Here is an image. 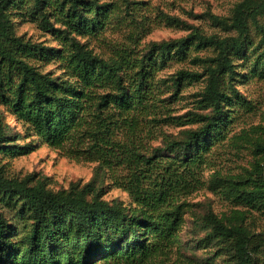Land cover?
Wrapping results in <instances>:
<instances>
[{
	"label": "trees",
	"instance_id": "obj_1",
	"mask_svg": "<svg viewBox=\"0 0 264 264\" xmlns=\"http://www.w3.org/2000/svg\"><path fill=\"white\" fill-rule=\"evenodd\" d=\"M16 1L0 0V103L48 145L63 149L68 157L98 164L89 182L52 189L46 177L10 174L0 161V264H165L179 240L186 204L182 198L203 185L199 167L204 153L229 119L232 91L225 84L234 74V59L251 44L252 25L264 45V26L258 21L264 15V0H240L226 19L209 15L233 34L192 32L153 40L131 58L125 48L118 57L105 58L80 38L103 25L109 3L31 0L40 25L66 45L59 54L61 75L40 70L29 60L49 59L55 48L16 34L8 9ZM167 20L184 24L175 16ZM205 48L214 52L208 60L198 52L191 54ZM260 55L264 72V50ZM173 58L212 63L205 68L202 110L158 118L150 109L158 102L157 83L162 81L172 96L204 74L181 67L156 81L159 68ZM231 88L234 97H243ZM149 115L151 121L186 127L176 134L164 133L161 143L149 148L143 141L151 132L145 130L149 126L144 117ZM16 135L0 119V152L28 151V144L15 142ZM107 170L112 182L128 192L133 206L103 197L95 177ZM261 173L245 178L235 197L250 206L263 205ZM228 221L212 212L195 219V229L205 230L197 240L225 246L234 264H264V248L262 255L254 252L253 232L237 216Z\"/></svg>",
	"mask_w": 264,
	"mask_h": 264
},
{
	"label": "rangeland",
	"instance_id": "obj_2",
	"mask_svg": "<svg viewBox=\"0 0 264 264\" xmlns=\"http://www.w3.org/2000/svg\"><path fill=\"white\" fill-rule=\"evenodd\" d=\"M100 3H109L108 15L102 26L95 33L80 37L91 50L105 58L118 57L126 49L129 57L142 53L149 42L153 40L172 39L186 36L192 32H201L204 35L224 36L232 33L226 31L222 25L215 23L209 15L228 18L234 4L240 0H98ZM31 0H17L8 5L16 34L30 38L50 46L54 51L49 59L41 57L29 60L40 70L51 71L53 75L63 74V62L59 54L66 45L55 33L40 25L37 15L30 9ZM175 16L184 24L168 21ZM51 18V17H50ZM53 21V18H51ZM258 21L264 26V15ZM233 34V33H232ZM251 44L246 51L234 59V74L227 80L225 88L232 91V106L226 125L220 135L214 138L210 147L204 153V159L199 167L203 185L183 197V222L178 231L179 240L174 244L165 258V264H234L230 250L216 241L197 240L204 235L205 230L195 229L194 220H201L204 215L212 212L226 223L235 221L239 217L242 223L253 232L254 252L264 248V204L250 206L235 197L239 188L244 186L245 178L254 176L262 171L264 179V72L260 54L264 50L260 43L261 33L251 26ZM204 59L214 56L211 48L192 51ZM264 59V57H263ZM208 60V59H207ZM210 61L192 62L175 58L168 60L159 68L155 80L166 77L175 70L184 67L195 69L204 74L189 83H184L182 89L175 95L169 96L170 91L162 81L158 84L156 94L157 105L150 109L156 117L168 114H185L189 111H201L199 99L207 84V65ZM233 86L243 97H234ZM147 118V119H146ZM148 120L150 134L143 139L151 148L160 144L165 134H176L186 125H178L170 121ZM0 119L8 125L9 132L16 135L15 142L28 144L25 153L9 154L0 152V161L4 163L6 172L18 176L35 173L36 176L47 178V184L52 189L68 188L72 182L81 186L89 182L97 169L96 160H76L64 154L63 149L48 145L33 131H27L26 125L9 109L0 103ZM156 126V127H155ZM122 129L118 132L123 134ZM162 132V133H160ZM119 170V169H118ZM97 178L96 184L102 186L105 199H119L125 206H133L128 192L112 182L111 173L107 170ZM238 181H242L239 183ZM250 187V185H249ZM15 214V213H14ZM7 216L14 215L8 213ZM14 225L18 222L14 218ZM232 250V249H231Z\"/></svg>",
	"mask_w": 264,
	"mask_h": 264
}]
</instances>
